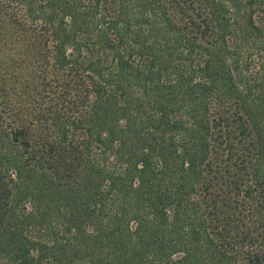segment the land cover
<instances>
[{"label": "trees", "instance_id": "1", "mask_svg": "<svg viewBox=\"0 0 264 264\" xmlns=\"http://www.w3.org/2000/svg\"><path fill=\"white\" fill-rule=\"evenodd\" d=\"M0 264H264V0H0Z\"/></svg>", "mask_w": 264, "mask_h": 264}]
</instances>
